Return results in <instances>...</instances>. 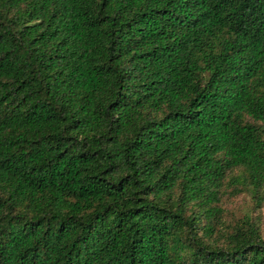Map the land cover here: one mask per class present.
I'll return each mask as SVG.
<instances>
[{"label":"trees","instance_id":"16d2710c","mask_svg":"<svg viewBox=\"0 0 264 264\" xmlns=\"http://www.w3.org/2000/svg\"><path fill=\"white\" fill-rule=\"evenodd\" d=\"M0 264H264V0H0Z\"/></svg>","mask_w":264,"mask_h":264},{"label":"rangeland","instance_id":"374dc122","mask_svg":"<svg viewBox=\"0 0 264 264\" xmlns=\"http://www.w3.org/2000/svg\"><path fill=\"white\" fill-rule=\"evenodd\" d=\"M248 207L249 199L244 196L237 200L231 198L226 205V208L228 209V216L231 219L242 218L244 213L248 210Z\"/></svg>","mask_w":264,"mask_h":264}]
</instances>
